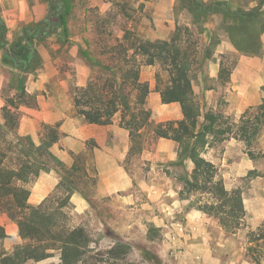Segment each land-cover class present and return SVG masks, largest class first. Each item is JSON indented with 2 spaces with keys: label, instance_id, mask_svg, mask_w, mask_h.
Wrapping results in <instances>:
<instances>
[{
  "label": "rangeland",
  "instance_id": "1",
  "mask_svg": "<svg viewBox=\"0 0 264 264\" xmlns=\"http://www.w3.org/2000/svg\"><path fill=\"white\" fill-rule=\"evenodd\" d=\"M170 1L44 0L47 6L45 14L38 10V16L15 19L16 21L12 24L11 20L14 19L7 18L6 21L0 11L7 40L5 45L0 43V63L10 67L6 64V59L4 60V51L17 43L24 45L27 51L35 50L36 52L38 45L47 46L48 43H55L60 45V49L54 56L61 60L58 67L61 73H71L72 70H76V66H79V71L81 68L89 70L90 78L96 75H103L105 78L106 74L91 63L95 60L106 61L105 56H100V49H107L114 45L115 40L122 41L125 32H129L132 38L138 36L149 41L170 40L178 35L180 38L178 43L184 47L190 46L200 53V68L195 70L193 82L196 101L204 111H211L221 116V129L227 127L231 129L229 135L225 136L226 139L214 142L207 149L204 158L213 164L215 180L220 179L224 187L231 191L239 190L249 194L252 187H264V153L258 144L264 129L253 141L247 142L235 138L241 124V116L248 108L241 114H232L230 103L225 101L220 89L228 80L231 70L238 64L240 56L260 57L264 62L261 40L263 33L259 36L261 48L258 54L246 55L238 51H236L238 55L226 52L220 54L216 50L221 41L224 39L229 41L223 31L226 16L216 10H213L212 14L205 15L189 10L183 7L180 0H174V7L170 12L167 11ZM199 1L209 9L214 3L222 2L232 10H248L254 8L259 0ZM29 3L35 6L40 4L32 0ZM62 13L65 14L64 27L56 21L57 15ZM52 26L60 29V32H56L58 36L50 37L48 34L41 39L36 36L37 31L42 27L45 32ZM255 30L249 29L248 34L255 37ZM24 32L30 39L28 45L24 40L19 41ZM125 44H127L126 41ZM207 50L210 51L209 58L203 56ZM38 56L39 61L34 63V66H37L35 72L25 76V95L20 97L15 91L11 97L4 95L0 97V125L5 122L4 109L9 110L19 124L22 112L37 108L39 102L44 99L42 98L44 92L40 94V97H36L29 92L33 85L27 84L28 76L32 75L31 77L35 78L40 69L42 59L39 54ZM210 73L216 74L217 78H215L216 75L210 77ZM139 77L142 82L148 84L149 88L154 85L155 93H159L167 82L166 74L158 64L141 66ZM79 88L83 87H77L72 80H69L64 86L53 89L57 105L65 109L67 116L77 115L72 98L75 89ZM201 88L204 89L203 92ZM206 90H211V93H205ZM131 94L133 103L135 92L132 91ZM44 102L48 104L46 99ZM144 108L149 112V118L133 138L129 130L120 125V112L112 120V124L115 123L128 132L130 141L127 155L120 163L131 182V186L123 193L126 195L124 211L109 210L110 204L115 206L122 204L114 196L103 200L90 199L92 207L90 213L77 214L69 200L58 212L57 223L71 228L82 227L90 237L92 251L88 254L89 259L86 264H101V257L116 241H121L127 247V254L124 259L117 262L118 264H203V251L209 249L225 263L233 256L238 258V255H242V250H246V247V255L257 257L260 262L262 254L256 251V245H264V241L255 242L253 239L257 235L264 234V225L251 233L250 219L245 213V217L236 230H225L221 227L218 218L199 210L205 202H211L213 195L208 192L184 189L182 179L190 175L192 164L189 161L183 164L177 163V157L173 161L168 160L170 155L177 154V144L172 140L155 136L154 130L158 124L181 119L179 106L177 104L161 106L157 100H154V96L148 94ZM45 126H57L59 138L69 136L70 130L65 127V134L60 132L59 123L42 124L40 132L32 136L19 134L18 125L16 135L4 134V130L0 129L2 164L19 169L25 162L22 151L27 142L22 141L23 145L17 137H29L37 145ZM94 147L96 146L93 141H87L86 151L77 155L69 153L68 165L61 162L62 166H57L54 161L48 162L46 166L48 171L53 169L60 177L58 185L46 198L48 202L44 206L49 208V211L61 203L68 189L72 192L80 189L84 196L88 197L94 194L96 181L89 176L95 169L92 161ZM51 153L54 155L53 152ZM41 159L45 157L41 156ZM252 164L256 167L255 170L250 169ZM230 170L233 171V176L228 177L227 172ZM44 173L46 172L40 170L39 176ZM39 176L29 175V181L25 187L29 190ZM190 210H197L199 214L188 218L186 212ZM105 216H111L110 222H116V224L102 225L100 219L103 221Z\"/></svg>",
  "mask_w": 264,
  "mask_h": 264
},
{
  "label": "trees",
  "instance_id": "2",
  "mask_svg": "<svg viewBox=\"0 0 264 264\" xmlns=\"http://www.w3.org/2000/svg\"><path fill=\"white\" fill-rule=\"evenodd\" d=\"M181 2L183 7L204 15L212 14L213 10L223 13L226 16L223 31L236 51L246 55L260 52L259 36L264 33V0H259L254 8L248 10H232L222 2L214 3L210 9L199 0H180ZM56 21L64 27L65 14L57 15ZM253 28L256 29L255 37L248 34L249 29ZM55 29V26L46 32L39 29L36 36L41 39L55 32ZM178 37L175 35L170 40L149 41L138 36H133V39L129 32H125L122 41L115 40L114 45L100 49V56H105L106 61L95 60L91 64L99 67L106 76H93L85 87L75 89L73 107L84 122L98 126L112 124L113 117L120 112V125L129 130L133 138L149 118L144 105L150 90L148 84L140 80V68L158 64L167 78L166 84L159 91L160 101L162 104H178L182 118L158 124L154 134L177 144V163L189 161L192 164L190 175L182 179L184 189L213 195L211 202H205L199 210L214 215L223 229L233 231L245 217L241 191H228L220 179L215 180L213 164L204 158L207 149L214 142L226 139L225 136L229 135L231 129H221V116L204 111L196 101L193 82L194 72L200 68V53L190 46H182L178 43ZM22 40L29 44L30 39L25 32L19 38V41ZM0 43H7L5 24L1 17ZM4 52L6 64L18 71L17 94L24 96L25 76L35 72L37 66L34 63L39 61V56L35 50L27 51L20 43ZM203 56L209 58L210 51L207 50ZM132 91L135 92L133 103ZM3 112L5 122L0 125V129L4 130V134L16 135V117L9 110L4 109ZM240 123L235 138L247 142L255 140L264 129V103L248 108L242 114ZM44 128L37 145L29 137H17L22 144V141L27 142L26 146L23 144L22 151L25 162L19 169L6 167L0 161V214H5L16 223L19 236L26 241L11 256L2 258L0 264H20L27 258L43 259L49 256L47 251L50 250L60 251L61 264H86L88 254L92 251V241L82 227L71 228L57 223L58 212L68 203L73 193L71 189L66 191V196L52 211L44 206L48 199L35 209L26 206L29 190L25 185L29 181V175L38 177L40 170L48 172L46 166L49 161L62 166L50 150L59 139L57 126ZM41 156L45 159H41ZM4 237V230L0 227V240ZM261 239H264V234L257 235L253 241ZM126 254V245L116 241L105 251L100 262L118 264ZM253 260L255 264H260L257 257Z\"/></svg>",
  "mask_w": 264,
  "mask_h": 264
},
{
  "label": "crops",
  "instance_id": "3",
  "mask_svg": "<svg viewBox=\"0 0 264 264\" xmlns=\"http://www.w3.org/2000/svg\"><path fill=\"white\" fill-rule=\"evenodd\" d=\"M29 1L30 0H0L2 17H4L5 20L7 18L14 19L13 21L11 20L12 24L17 19L38 16V10H41L42 12L40 13L42 14L46 13L47 6L44 0H32L34 2H40L37 6L31 5ZM173 7L174 0H171L167 11L169 10L171 12ZM262 10L264 11V5L262 6ZM41 30L44 31L43 27ZM56 32H60V29H55V32L50 33V37L56 36ZM261 40L263 42L264 51V33L261 35ZM59 49L60 45H56L55 43H48L47 46L44 44L38 45L37 54H39L42 59L41 66L35 78H32V75L28 76L27 84L33 85V88H31L29 92L36 97H40V94L44 92V97H42L44 99L42 102H39L37 108L27 109L22 112L18 124V132L24 136H32L40 132L42 124L56 123L60 124V132H64L65 134V128L70 130L69 136L65 135L63 138H59L50 148L54 156L65 165H68L69 153L73 155L82 153L86 151V142L93 141L96 146L92 150V161L95 169L94 173L89 176L96 181L94 194L89 197L84 196L83 191L75 189L69 198V203L77 214H83L85 212L90 213L92 210L90 199L103 200L106 197L115 196L117 201L120 200L122 204L118 206L110 204L108 205L110 208L109 210L124 211V208H126V195L123 193L131 186V182L127 173L120 166V163L126 157L130 146L128 132L115 123L105 126L87 124L78 115L74 117L67 116L65 114V109L57 105L58 102L53 92L54 88L64 86L69 80H72L77 87H84L90 78L89 70L80 67L81 70L79 71V66H76V70H72L71 73H61L58 69L61 60L59 57L54 56ZM216 52L220 54L226 52L228 54L238 55L235 48L226 39L221 41ZM0 71V97L2 95L11 97L17 89L18 71L11 66L8 67L1 63ZM215 75L210 73L209 76L214 77ZM215 78H217V75ZM32 81H35V83H32ZM153 86L149 88V95L154 96V100H157L161 106L169 105L161 103L160 94L154 92ZM263 87L264 62L262 59L260 57L240 56L238 64L231 70L228 80L220 89V93L223 95L225 101L230 103V107L232 108L230 112L238 115L243 113L247 108L264 103ZM201 91L203 92L204 89L201 88ZM205 93H211V90H206ZM45 99L48 101V104H45ZM258 142L260 149L264 153V131H262ZM55 151L57 153H55ZM176 157L177 154H172L168 157V160L173 161ZM255 168L253 164L250 167L251 170H255ZM232 173L233 171L230 170V172H227V176H233ZM59 180L60 177L53 169L39 176L29 187V196L26 201V206L29 209H35L42 205L58 185ZM227 190L231 191L230 189ZM250 190L249 194H246L244 191H241V194L246 217L248 216L250 219V232L252 233L254 230L264 225V187H252ZM186 213L188 218L199 214L197 210H190ZM111 219V216H105L103 221L100 219V222L102 225L116 224V222H110ZM119 224L125 225V223L122 222H119ZM0 227L3 228L5 235V237L0 240L1 260L4 257L11 256L17 248L25 245L26 241L22 240L19 236L16 223L11 221L4 214H0ZM263 241L264 239H261L258 242ZM246 250H242L243 253L242 255H238V258L233 256L228 262L224 263L222 258L213 254L209 249L203 251L202 261L203 264H255L253 256L250 254L246 255ZM256 251L262 254L260 255L262 256L260 264H264V245H256ZM47 253H49V256L43 259L35 260L27 258L20 264H61L60 251L50 250L47 251Z\"/></svg>",
  "mask_w": 264,
  "mask_h": 264
}]
</instances>
